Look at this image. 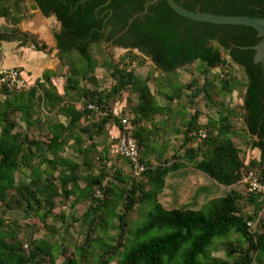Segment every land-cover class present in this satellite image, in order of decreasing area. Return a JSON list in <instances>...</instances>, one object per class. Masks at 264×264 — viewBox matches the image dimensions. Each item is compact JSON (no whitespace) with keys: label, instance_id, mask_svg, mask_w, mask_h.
I'll use <instances>...</instances> for the list:
<instances>
[{"label":"trees","instance_id":"16d2710c","mask_svg":"<svg viewBox=\"0 0 264 264\" xmlns=\"http://www.w3.org/2000/svg\"><path fill=\"white\" fill-rule=\"evenodd\" d=\"M27 1L44 15L54 13L61 22L54 38L60 59L66 58V74L62 93L51 81L52 70H46L28 89H0V264H264L262 215L255 230L247 226L263 209L264 192L246 189L248 210L239 204L243 196L235 190L197 209L185 204L168 209L160 201L166 176L185 164L223 186L240 183L248 172L264 185V73L259 64L252 63L254 51L242 48L259 41L256 30L193 21L175 13L165 0L147 6L148 0H0V18L11 24L0 30V45L20 40L36 50L47 49L45 43L18 28L26 17ZM175 1L193 11L264 16V0ZM108 40L150 57L152 65L146 75L135 72V66L144 65V58L127 53L115 60L105 53L103 45ZM222 52L241 70L242 82L234 76L212 74V69L226 64ZM193 64L198 76L186 84L171 80L172 73ZM97 67L108 71V88L96 81ZM155 72L165 76L164 84L158 82L165 105L158 103L150 88L151 81L160 80ZM82 82H95L98 89H85ZM238 86L243 91L241 112L223 108L221 103L216 118L199 124L201 112L194 107L199 95L207 108L214 107L215 89L225 95ZM126 91L137 96L127 116L139 161L146 166L137 176L120 166H114L110 175L107 166L115 157L130 167L126 158L111 151L109 138L112 131L121 129L114 105L116 97ZM181 98L186 104L171 110L169 105ZM76 101L82 102L81 108L75 107ZM89 103L99 111L88 108ZM163 111L166 118L153 119ZM55 112L65 120L53 121L50 115ZM118 114L125 115L121 110ZM231 116L241 117L244 127H235ZM42 123L44 137L26 131ZM20 125L25 130L18 129ZM166 132L182 137L169 157L164 156L169 140L159 141ZM247 137L250 149L258 150L257 156L240 154L235 139ZM109 176L117 185L104 184ZM97 190L101 197L96 196ZM69 200L71 210L87 203L79 216L71 215L70 222L63 212L54 213ZM135 207L142 211L131 221ZM13 212L36 218L51 234L78 223L82 241L74 246L73 255L57 239L32 234L25 243ZM51 217H59V227L49 225ZM215 243L225 245L227 259L212 255ZM94 248L99 251L96 255L91 251Z\"/></svg>","mask_w":264,"mask_h":264},{"label":"rangeland","instance_id":"374dc122","mask_svg":"<svg viewBox=\"0 0 264 264\" xmlns=\"http://www.w3.org/2000/svg\"><path fill=\"white\" fill-rule=\"evenodd\" d=\"M25 6H26V17H33L35 15L38 14L37 9L35 8V6H33L31 1H27L25 2ZM30 14V15H29ZM25 17V18H26ZM27 17V18H28ZM23 20V24L26 23L28 20ZM11 26L10 22L4 18H0V30H7L9 27ZM38 42H42L41 39H36ZM43 43V42H42ZM52 46V44H50ZM3 46H8L7 44H5L4 42L1 43L0 45V57H1V52L3 49V53L5 55L7 48L3 47ZM49 46V47H51ZM104 47V51L105 53H107L109 56H111V58L118 60L120 59L122 56H124L127 53H133L134 55L144 58L145 63L143 66H135V72L140 75V76H145L148 69H149V65H152V61L150 58L137 53L131 49L128 48H123L121 46H117V45H110V44H105L103 45ZM46 50L47 53H50L48 49H44ZM56 54V52H55ZM92 54L95 55L97 57V54H95L94 51H92ZM222 58H224V60L226 61V64L223 66H218L214 69H212V74H222L224 76H234L238 81L242 82L244 80L243 75L241 70L234 64H231L228 60L227 57L223 54V52L221 53ZM100 58V57H98ZM66 63V58H62L61 59V66L59 65V69L57 70L58 73H61L63 70V66ZM18 68V67H17ZM25 69V68H24ZM34 73V72H33ZM65 74L66 71L64 73V79H65ZM95 78L96 81L98 82L99 86L103 87V88H108V86L111 83V79L109 76L108 71L106 70V68H102V67H97L95 69ZM155 76L158 77V81H151L150 82V88L152 90V92L156 95L157 101L160 104H164L166 103V100L163 98L161 93H158V82L161 81L164 84V75H160L158 72L154 73ZM211 74V75H212ZM26 77H29L26 73L24 74ZM171 80L175 81V82H181V83H188L192 77L198 76V72L195 70V64L189 66V67H184L181 68L179 70H177L175 73H172L170 75ZM81 85L88 90H92L98 87H96V83L95 82H82ZM218 85V84H217ZM162 91H165L164 88H160ZM189 91H187L188 93ZM242 87L238 86L235 90L230 91V92H226L225 95H220L217 91V89L214 90L213 95L215 96V99L217 101V105L214 107H209L207 108L205 106V101L204 99L199 95L196 99H195V105L194 107L197 108L200 112H201V117L205 120V118H216L217 116V111L219 110V108L221 107V103L223 108L224 107H228L230 109H233L235 111H237L238 113L241 112V104H242ZM137 102V96L135 93H130V92H123L120 96L116 97V102L114 107L116 106L118 108V110L120 109L123 113H125L126 116L129 115L130 113V107L132 105H134ZM178 104H186V99L185 98H181L180 100L176 101L175 106H177ZM172 105V103L170 104ZM169 105V106H170ZM175 108V107H174ZM192 112V110H188V114ZM163 114H156L154 115L153 119L154 120H160V119H164ZM230 122L237 128L242 129L243 126V122H242V118L241 117H234L231 116L230 117ZM149 125V122H148ZM18 129L21 130H25L23 128L22 125H20V127ZM28 132V134L30 136H41L44 137L45 135V129L43 126L40 127H36V128H30L28 130H26ZM169 133H163L159 136V141L160 140H164L167 139L169 140V144L171 145V148H169L170 150H167L168 152H166V157H169L174 149L177 148L179 141L178 139H172V138H168ZM250 142H251V138L247 137L246 139H235V143L240 147L241 152L240 154L242 156L248 157L247 153L250 152ZM250 156H252L250 154ZM150 162L151 163H155L154 159L152 158V156L150 157ZM107 166L109 167V174L111 175L112 172V168H114V166H120L124 171H126L128 174L131 173V168L122 163L118 158L115 157H111V160L107 163ZM82 173L84 174V172L82 171ZM208 178V177H207ZM170 181V180H169ZM111 182V184H116L117 183L111 178V176L107 177L104 181V184H107ZM84 182L82 181L81 184H83ZM118 186H120V184L118 183ZM218 189L216 190H212V188H210V190L207 191L210 192V194L216 196V197H220L225 195L226 192V188L223 185H218ZM237 191L243 196V198H241L238 202L240 205H242V207L245 208V210L248 209L249 203L246 201L245 199V193H246V186L240 182L238 183V187H237ZM217 193V194H216ZM70 204V200L66 203V205H58L55 210V216H58L59 212H63L65 214V218L66 221L70 222L71 221V215L74 213L75 216H79V214L86 208L87 203L83 202L82 204H79L77 207H75L74 210H71L69 207ZM165 207L167 208L168 206L165 205ZM142 208H138L135 207V209L133 210V212H131L130 214V220L131 221H135L140 217ZM262 217H263V221H264V211L262 213ZM11 217L13 219H15L17 222V226L19 228V236L20 238L27 243L28 242V238L30 237V235H32L35 238H39L42 236H45L47 238H52L53 239H57L58 241L62 242V246L64 249H66L67 253L69 255H73L74 252V246L77 244H80L83 238V230H80V226L78 223H70L71 226H69V228L67 229V231H62V229H57L60 230V232H55V233H50V231L46 228L43 227L42 223H40L36 218L31 217V218H23L22 217V212H13L11 214ZM48 223L50 226H54V227H59L60 226V219L59 217L56 218H49L48 219ZM111 225H114V223H112ZM108 231H110V233H114V229L113 228H109ZM91 251L94 252V255L98 254V249L94 248L91 249ZM213 256L219 257L223 260L227 259L226 255H225V245L221 244V243H215V249L211 252ZM91 259V258H90ZM59 261L62 260V257L60 256ZM110 264H113V262H111ZM253 264H258L257 262H253Z\"/></svg>","mask_w":264,"mask_h":264},{"label":"crops","instance_id":"0c3cea01","mask_svg":"<svg viewBox=\"0 0 264 264\" xmlns=\"http://www.w3.org/2000/svg\"><path fill=\"white\" fill-rule=\"evenodd\" d=\"M33 6L37 9L38 14L33 17H26L25 20H28L23 24V20H21L18 24V28L22 32H27L33 35L36 39H41L43 43L47 45V49L50 44H55L54 33L45 17V15L40 11V9L32 2ZM30 15V14H29ZM8 46H3L7 48L5 55L2 49L1 57H0V69L1 68H17L23 72V74H27L29 77L25 78L34 84L37 80L42 78L43 73L46 70H52L55 73V76L51 78L53 85L56 87L59 93L63 92V84H64V73L66 71V63L63 66V70L61 73H58L59 65L61 66L60 53H47L46 50H36L33 46L29 44H22L20 40L18 41H10L4 42ZM25 68V69H24ZM34 72V73H33ZM160 104V103H159ZM160 104V105H165ZM176 101L172 102L170 105V109H175ZM76 108L82 107L81 101L74 102ZM115 110L118 112V108L115 106ZM120 110V109H119ZM163 111L164 118H166L167 113ZM173 113V111H168V113ZM51 118L53 121L59 120L64 121L65 118L58 112L52 113ZM43 116H41V120ZM179 119V118H178ZM177 119V121H178ZM208 121V118L205 120L199 116V124H205ZM43 126L45 129V124L34 126L32 128ZM150 126V124H149ZM46 132V129H45ZM168 138L178 139L179 144L181 142V134H173L168 132ZM171 142V141H170ZM169 142V143H170ZM168 143V149L171 148V145ZM178 144V146H179ZM195 145V144H194ZM168 152V151H167ZM166 154L164 156L166 157ZM257 156L258 150L251 149L248 156ZM152 158L155 161L154 156ZM208 176L202 173L201 171L195 169L192 164H185L181 169L170 172L165 178V187L160 196L161 203L165 206L167 205L168 209L177 207L181 204H185L190 208L197 209L199 208L205 201L216 198V196L207 193L210 188L212 190L218 189V183L214 180L210 179ZM170 180V181H169ZM238 183L225 186L228 193L230 190L237 191ZM238 192V191H237ZM239 193V192H238ZM217 194V193H216ZM251 206H248L250 209ZM247 209V210H248ZM264 207L261 210V215H263Z\"/></svg>","mask_w":264,"mask_h":264},{"label":"built area","instance_id":"2783aa9c","mask_svg":"<svg viewBox=\"0 0 264 264\" xmlns=\"http://www.w3.org/2000/svg\"><path fill=\"white\" fill-rule=\"evenodd\" d=\"M32 85L33 84L25 78L23 72L18 68L0 69V89L5 86L15 90H22L28 89ZM87 107L99 111L98 106L95 104L89 103ZM115 114L120 120L121 129H115L110 133L109 138L112 142L111 151L126 158L129 161L132 173L137 176L146 166L139 161L136 141L128 132V117L126 115H119L117 111ZM241 182L246 186L248 191L264 192V185L260 183L258 177L253 172H248L247 175L243 176ZM96 196L101 197L99 190L96 191ZM260 216L261 211L258 213L257 219L247 221V226L250 227L251 230H255L257 220Z\"/></svg>","mask_w":264,"mask_h":264},{"label":"water","instance_id":"95a60500","mask_svg":"<svg viewBox=\"0 0 264 264\" xmlns=\"http://www.w3.org/2000/svg\"><path fill=\"white\" fill-rule=\"evenodd\" d=\"M157 0H148L145 6L155 2ZM168 6L177 14L193 20L200 22H208L214 24H230V25H244L249 26L256 30L257 36L260 38L259 41L251 46H244L242 48H249L254 51L253 53V62H262L264 61V16H251V15H243V14H218L212 12H203V11H193L188 10L182 6H180L175 0H165ZM53 33H58L61 30V22L57 19L54 13H50L49 15H45ZM130 49V48H128ZM50 54L59 52L55 48V44L48 48ZM137 53L142 54L138 49H131ZM144 55V54H142ZM146 56V55H144ZM148 57V56H146ZM150 58V57H148Z\"/></svg>","mask_w":264,"mask_h":264},{"label":"flooded vegetation","instance_id":"af4514ba","mask_svg":"<svg viewBox=\"0 0 264 264\" xmlns=\"http://www.w3.org/2000/svg\"><path fill=\"white\" fill-rule=\"evenodd\" d=\"M106 4V3H105ZM105 44H110V45H117V44H114L111 40H108V41H105L104 42V45ZM117 46H120V45H117ZM121 47H123V46H121ZM123 48H130V47H123ZM130 49H135V48H130ZM254 53V52H253ZM252 63H254L253 62V55H252ZM254 64H259V66H260V68H261V71L264 73V61H262V62H257V63H254Z\"/></svg>","mask_w":264,"mask_h":264}]
</instances>
